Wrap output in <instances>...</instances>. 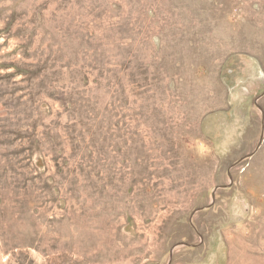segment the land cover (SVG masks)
I'll list each match as a JSON object with an SVG mask.
<instances>
[{"label":"rangeland","instance_id":"374dc122","mask_svg":"<svg viewBox=\"0 0 264 264\" xmlns=\"http://www.w3.org/2000/svg\"><path fill=\"white\" fill-rule=\"evenodd\" d=\"M247 56L264 0H0V264H264Z\"/></svg>","mask_w":264,"mask_h":264},{"label":"crops","instance_id":"0c3cea01","mask_svg":"<svg viewBox=\"0 0 264 264\" xmlns=\"http://www.w3.org/2000/svg\"><path fill=\"white\" fill-rule=\"evenodd\" d=\"M243 68L245 70L246 78L248 79L246 83L253 85V88H250V90H252L253 94L258 92L261 85L264 83V69L261 62L254 56H247V58L243 60Z\"/></svg>","mask_w":264,"mask_h":264}]
</instances>
